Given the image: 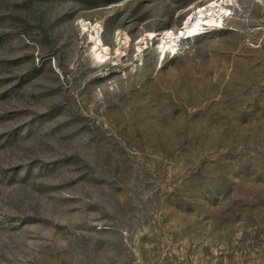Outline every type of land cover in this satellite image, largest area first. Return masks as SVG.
Wrapping results in <instances>:
<instances>
[{
	"label": "rangeland",
	"instance_id": "374dc122",
	"mask_svg": "<svg viewBox=\"0 0 264 264\" xmlns=\"http://www.w3.org/2000/svg\"><path fill=\"white\" fill-rule=\"evenodd\" d=\"M0 264H264V0H0Z\"/></svg>",
	"mask_w": 264,
	"mask_h": 264
},
{
	"label": "bare ground",
	"instance_id": "6f19581e",
	"mask_svg": "<svg viewBox=\"0 0 264 264\" xmlns=\"http://www.w3.org/2000/svg\"><path fill=\"white\" fill-rule=\"evenodd\" d=\"M221 12V11H220ZM218 13L216 15L212 14L210 17H207L205 20L199 17L193 18V14H188V19L185 20L184 23V30L179 34L180 37L183 39H190L192 37H195L199 34H201L205 28V26H214L219 25L222 21V15L221 13ZM203 10L200 9L198 14H202ZM172 32H166L164 34L163 39L166 38L170 39L169 42L166 41L165 44H163V47L161 48L159 59L163 60L166 56V54L170 55H176L177 53V42L175 39H172ZM150 38H154L155 36L153 34L149 35ZM101 44L102 42L99 41V44L96 43L94 50L96 51L95 56L98 61H103L104 58H106V54H104L103 50H101ZM105 49V48H104ZM99 50H101L99 52ZM108 54V53H107Z\"/></svg>",
	"mask_w": 264,
	"mask_h": 264
}]
</instances>
